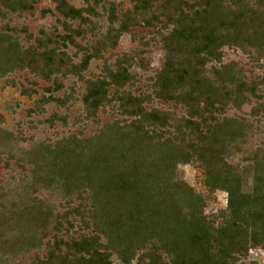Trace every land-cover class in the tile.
Returning <instances> with one entry per match:
<instances>
[{"label":"trees","instance_id":"1","mask_svg":"<svg viewBox=\"0 0 264 264\" xmlns=\"http://www.w3.org/2000/svg\"><path fill=\"white\" fill-rule=\"evenodd\" d=\"M40 1L0 0V5L17 13ZM51 1L65 34L28 35L34 45L24 48L7 27L0 32V78L27 70L50 82L63 68L82 78L92 60L116 49L138 27L158 29L164 63L150 79L151 94L121 91L134 80L132 55L116 58L101 76L85 81L81 101L87 119L109 103L121 116L90 137L73 135L20 152L11 133L0 131L4 152L25 171L14 185L0 187V255L39 246L49 229L67 233L75 221L84 231L69 240L54 235L46 259L36 264H114L113 257L118 264L137 257L150 264H230L250 249H264V149L253 153L249 193L225 161L252 127L226 117V109H240L246 93L257 97V85L246 83L234 64L207 67L221 64L224 47L247 55L254 50L256 60L264 61V0H131L132 8L121 15L112 5L106 32L78 64L65 50L75 45V36H84L82 26L93 24L98 2L78 8ZM71 21L79 27L73 30ZM53 84L61 89L56 79ZM111 87L117 90L109 97ZM154 99L183 114L147 110ZM73 100L72 92L42 102L65 107ZM261 113L264 106L252 111ZM192 163L208 194L227 195L219 224L204 214L206 196L177 178V167ZM42 190L79 202H67L60 213L36 197Z\"/></svg>","mask_w":264,"mask_h":264},{"label":"rangeland","instance_id":"2","mask_svg":"<svg viewBox=\"0 0 264 264\" xmlns=\"http://www.w3.org/2000/svg\"><path fill=\"white\" fill-rule=\"evenodd\" d=\"M69 4L86 8L87 5L96 6V17H91L93 24L82 26L84 36H75V45H68L66 53L72 58L74 64L80 63L84 53L91 52L90 48L98 40L100 34H104L108 27V9L116 6L118 15L132 8L131 0H66ZM51 13H43L45 11ZM0 32H6L9 27L11 35L16 37L20 45L28 48L34 45L33 40L28 39V35L41 37L40 32L52 35L55 32L65 34V29L61 22L63 18L55 11V3L51 0H41L33 10L10 12L0 5ZM44 14V16H43ZM73 29L79 27L78 22H68ZM25 30V32H24ZM221 64H209L220 67L221 65H235V69L241 72L242 79L248 84L257 85V97L246 93L247 101L240 109L229 106L225 116L242 121L252 127L246 133L242 144L238 148H231L225 154V161L238 173L241 180V189L244 193L251 192L253 184L252 157L257 149H264V115L253 116L252 111L260 106H264V61L256 60L257 55L252 50L251 55L244 54L238 49L224 47ZM123 55H132L133 62L130 73L134 75V80L126 84L121 91H126L132 95L151 94L150 79L162 68L164 63V51L162 49L158 29L135 28L132 34L124 35L120 39L116 49L107 50L102 54L101 59H94L90 62L88 69L82 73L81 77L69 74V68H63L62 73L53 77L52 81L46 82L39 76H35L25 71H16L0 78V131L11 133L14 150L27 151L42 143L54 144L57 141L69 136L90 137L94 135L104 125L111 123L115 119H121L112 104L102 106L96 116L92 119L86 118V110L82 104L81 97L85 92L87 80L95 79L102 75L105 65H113L116 58ZM211 76V75H210ZM56 79L61 85L58 90L53 84ZM117 89H109L111 97ZM74 93V100L65 107L55 102L43 103V97L49 96L62 98L69 93ZM147 110L160 109L175 111L178 116L183 114V110L176 109L159 103L157 100L145 104ZM9 139V138H7ZM0 144V187L14 185L13 181H18L23 177L25 171L18 164L11 161L4 152ZM26 167V165H25ZM177 178L186 182L194 188L196 193L206 196L204 214L215 224L220 223V212L227 207V195L218 191L208 194L203 184L200 170L194 163L180 165L177 167ZM36 197L47 206H51L54 211L62 212L67 202L77 206L79 200L73 197L68 200L55 191H40ZM86 198V196H85ZM84 231L79 222L73 223V228L67 233L53 232L50 229L45 233L46 238H41L39 246L33 244L29 247L18 248L0 255V264H36L40 260L46 259L53 236L56 235L64 240L76 237L80 231ZM15 236L10 238L14 241ZM114 264H118L115 257L112 258ZM131 264H150L149 260L137 257ZM230 264H264V249H250L245 256H239Z\"/></svg>","mask_w":264,"mask_h":264}]
</instances>
